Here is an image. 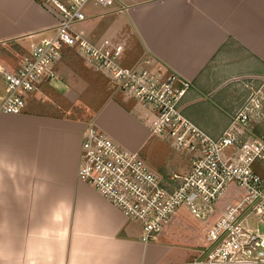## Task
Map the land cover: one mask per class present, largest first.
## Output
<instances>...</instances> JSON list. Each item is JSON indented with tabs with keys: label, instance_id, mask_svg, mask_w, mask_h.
Listing matches in <instances>:
<instances>
[{
	"label": "crops",
	"instance_id": "0c3cea01",
	"mask_svg": "<svg viewBox=\"0 0 264 264\" xmlns=\"http://www.w3.org/2000/svg\"><path fill=\"white\" fill-rule=\"evenodd\" d=\"M117 2L128 9L103 14V8L88 6L81 26L89 38L122 41L127 64L149 56L153 67L191 80L184 114L220 136L250 92L245 85L264 78V0ZM55 23L40 0H0V95L1 70L14 72ZM65 77L43 83L41 96L33 94L23 112L0 113V264H169L199 254L201 249L166 238L168 229L144 242L139 223L79 178L88 122L142 156L156 135L143 106L117 91L108 89L100 104L92 103L95 111L83 116L75 108L80 91L67 84L59 94L51 86L64 85ZM256 127L264 132V125ZM146 161L156 172L170 171Z\"/></svg>",
	"mask_w": 264,
	"mask_h": 264
},
{
	"label": "built area",
	"instance_id": "2783aa9c",
	"mask_svg": "<svg viewBox=\"0 0 264 264\" xmlns=\"http://www.w3.org/2000/svg\"><path fill=\"white\" fill-rule=\"evenodd\" d=\"M56 23L33 42L14 71L1 70L5 92L0 113L19 114L43 83L55 81L66 52L76 49L115 86L147 112L151 133L169 142L184 161L183 173L156 172L140 152L121 147L93 121L86 124L79 178L142 227L144 242L157 240L181 207L206 225V244L184 262L169 264H264V78L245 86L249 94L231 114L223 133L213 137L183 112L193 83L184 76L152 66L143 56L126 62V45L109 38L92 41L81 26L93 4L126 11L117 0H40ZM146 117V116H145Z\"/></svg>",
	"mask_w": 264,
	"mask_h": 264
},
{
	"label": "rangeland",
	"instance_id": "374dc122",
	"mask_svg": "<svg viewBox=\"0 0 264 264\" xmlns=\"http://www.w3.org/2000/svg\"><path fill=\"white\" fill-rule=\"evenodd\" d=\"M58 71L59 76H63V78L64 76L67 77H65L67 83L65 82L64 85H62L61 81H56L51 86L54 87L59 94H62L63 90H66L65 86H67V84L74 86L77 91H80L82 94H80L81 97H79V102L75 108L78 109V111L81 110L83 116L89 115L95 111L97 105H93L92 103L100 104V97L102 96V98H104L108 89L113 92L115 91V86L113 82L110 81L111 79L109 76H105L97 71L95 67L78 54L76 49H71L66 52L64 58L58 65ZM97 91L101 93L99 94ZM38 92H36V94L41 96L42 93ZM97 93L98 101L93 100ZM43 100L45 101L46 97H44ZM61 102L66 103V101L62 99ZM44 104L50 106L47 103ZM89 105H91V107ZM149 145L151 152L143 157L151 161V165H153L154 168L156 167L157 169V167L162 165L177 173L184 172L186 169L184 161L173 153L168 141L156 136ZM253 168L259 175L264 177V167L260 163H254ZM166 229H168L166 238L170 239L173 243L189 247L191 251L203 249L206 244V225L202 224L197 218L192 217L184 207L178 210L176 216H174Z\"/></svg>",
	"mask_w": 264,
	"mask_h": 264
}]
</instances>
